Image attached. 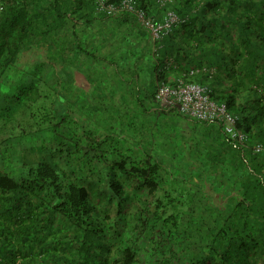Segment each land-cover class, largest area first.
I'll use <instances>...</instances> for the list:
<instances>
[{
    "label": "trees",
    "instance_id": "1",
    "mask_svg": "<svg viewBox=\"0 0 264 264\" xmlns=\"http://www.w3.org/2000/svg\"><path fill=\"white\" fill-rule=\"evenodd\" d=\"M74 1L80 19L88 21L91 12L135 27L142 45L137 61L152 60L157 81L166 67L185 81L209 83L210 95L237 115L246 142L232 147L219 124L159 107L153 90L142 113L153 114L158 136L169 122L194 170L179 173L138 143L118 146V135L76 124L62 98L54 111L69 118L75 132L68 137L54 131L52 138L47 130L49 136L29 141L53 113L35 128L30 118L8 114L0 120V130L10 133L0 139V264H264V154L252 150L264 146V0H134L155 20L167 9L178 19L153 54L148 31L131 13H98L93 0H0V97L14 72L33 79L25 99L37 101L35 84L45 83L37 75L53 72L59 30L76 19ZM22 58L32 64L22 66ZM114 68L135 83L134 68L122 70L125 76ZM219 86L225 94L215 93ZM11 96L6 102L19 106L22 94ZM24 126L29 130L12 134ZM197 132L210 142L196 140ZM184 138L201 151L187 148ZM200 153L209 159L197 160Z\"/></svg>",
    "mask_w": 264,
    "mask_h": 264
},
{
    "label": "crops",
    "instance_id": "2",
    "mask_svg": "<svg viewBox=\"0 0 264 264\" xmlns=\"http://www.w3.org/2000/svg\"><path fill=\"white\" fill-rule=\"evenodd\" d=\"M72 7L75 8L72 11L73 17L78 21L70 20L65 28L59 30L58 39L55 41L53 72L37 75L38 80L53 81L55 95L56 91L59 93L61 90L65 91V94L69 92L68 95H73L77 101L71 104L75 113H84L82 108L87 110L89 104L102 106L105 102L104 97L110 98L109 103L117 108L126 105L122 98L126 100L129 97L134 98L137 91L147 87L146 73L150 75L149 85L152 88L153 85L155 87L158 81L154 76L152 60L146 57L137 61L142 45L140 33L135 27L126 19L101 17L91 12L88 15V21L85 20L86 17L80 19L81 12L77 11L78 5L75 1ZM76 44L89 52L95 51L97 56L91 57L79 52ZM39 58V55L36 56L35 61H39ZM23 59L20 61L22 66L32 64L28 59ZM110 61L115 64H110ZM115 66L124 76L129 73H123L122 70L134 68L137 74L131 82L135 83L130 85L122 80L116 70L114 72ZM162 77L166 81H173L176 78L171 72L163 73ZM94 96L95 104L92 102ZM155 103L153 106H156L157 103Z\"/></svg>",
    "mask_w": 264,
    "mask_h": 264
},
{
    "label": "rangeland",
    "instance_id": "3",
    "mask_svg": "<svg viewBox=\"0 0 264 264\" xmlns=\"http://www.w3.org/2000/svg\"><path fill=\"white\" fill-rule=\"evenodd\" d=\"M145 75H146L145 80H147V87L143 88L142 91H137V94L139 95L141 101L136 100V95L134 98L129 97V99L127 100L126 98H122L121 100L127 101V103L126 105L117 108L115 106H112L113 105L112 103H109V100H111L110 98L104 97L105 102H103L102 106H98V105L93 106L89 104L87 110L82 108L84 113L74 112V115L78 117V119H73V120H76V124L82 121V123L85 126L87 123V128L101 130L102 132H104V134L106 135L109 134V136L111 137L118 135L120 138V142L117 144L118 146L123 144L137 145L138 143L139 145H142L143 149H146L150 154L154 155L159 159H164L166 163L164 166L170 168H176V170H178L179 173L181 171L186 172V168L187 170L190 169L194 170L193 167H197V166L196 165L190 166L191 159L189 157H186V149L184 147L185 144H182L181 142H179V138L176 139L172 134H170L172 132V128L170 127L169 122H166V125H164L163 127L164 129L160 131L162 135L158 136L156 134V129L154 125V116H152L153 114L148 115L146 113L144 114L142 113V110L144 108L148 109L149 106L151 105L147 100L148 98H150V92L152 91V86L149 85L150 75L148 73H146ZM32 80L33 79L31 77L27 78V76H22L21 79H19V76H17L14 72L12 73V76L8 75V77L5 78V81L2 83L3 85L1 86V93L4 97H0V120L6 117L8 114H18V116H21L23 120L30 118L29 124L31 125L32 128H35L36 123L40 121V118H42L46 112H52L53 117L46 118V120L51 119L52 123L44 124L43 126H40L38 129H42V130L41 131L37 130L39 134L37 133L33 135L28 134L26 138L29 141L33 142L36 140H40L42 137H45L46 133L49 136L50 131H52L50 135L52 138L54 137L53 135L54 131L57 132L58 138L59 136H61L60 133H64L65 137H68L69 135L74 133L75 131L72 129L73 126L70 123L69 118L65 119L62 117V115H60L61 117L57 116L54 111L55 110L54 107H56L55 106L56 98H62L63 100L68 101V106L66 110L71 112V110L73 109L74 111V108H72L71 104L77 102L76 98H74L73 95L72 96L68 95L69 92L65 94V91L63 90H61V92L55 95L54 91H52L50 87L52 86L50 83L51 81H44L45 83H42V81H40L35 84L37 92H35L34 95L38 96L37 101L33 103L27 101L25 97L28 96L32 92V90L29 91L28 89L26 90V86H28L27 83ZM208 85L210 84L208 83ZM12 92L13 93L17 92L22 94V99L19 102H17L19 106L17 105L10 106V104L6 102V99L11 100ZM215 93L225 94V89L220 86L216 87ZM143 97L145 99H143ZM92 99H93L92 102L95 104L96 103L94 101V99H96L95 96L92 97ZM125 112L127 113L126 115ZM63 113L64 112L61 111V114ZM62 118L64 119V121ZM127 124L128 126H126ZM13 125L15 124L13 123ZM49 125H52V128H50ZM135 125H139L138 132L136 135L137 137L136 136L134 137V133H133ZM121 127L126 129L125 133L120 132ZM22 128L25 129V131L29 130L27 126L15 128L14 130H12V134L17 135L22 130ZM47 130L50 131L46 132ZM81 134L82 132L80 131L78 132L77 136H80ZM197 134L199 135V137L197 136ZM197 134L193 135L196 137V140L200 139L201 141L210 142V139L208 137H201L199 132H197ZM41 135L42 137H40ZM7 136H10V133L8 132L4 133L0 130V139H5ZM121 137L122 138L124 137L125 139H122ZM131 138H133L134 141L129 142ZM184 142L186 143L187 148H190L193 151L195 150L201 151L200 147L202 145L198 144V146H195L194 145L195 141L191 142L190 138H184ZM70 149L71 148H62L63 153H65L67 150ZM207 159L209 158L205 154L200 153L199 155H197V160L199 161H203Z\"/></svg>",
    "mask_w": 264,
    "mask_h": 264
},
{
    "label": "built area",
    "instance_id": "4",
    "mask_svg": "<svg viewBox=\"0 0 264 264\" xmlns=\"http://www.w3.org/2000/svg\"><path fill=\"white\" fill-rule=\"evenodd\" d=\"M93 3L95 11L105 15L131 13L137 23L148 31L152 42V54L157 50L156 41L178 21L170 9L165 10L159 20H155L147 16L142 9L137 8L134 0H93ZM163 68V73H167L168 69ZM196 71L192 69L190 74ZM211 92V87L206 83L185 81L182 77H176L173 81H158L153 92V99L159 107L172 108L193 119L219 124L232 147L244 145L247 136L236 126L237 115L229 112L223 101L214 99L210 95ZM252 150L264 154V146L261 144H255Z\"/></svg>",
    "mask_w": 264,
    "mask_h": 264
}]
</instances>
